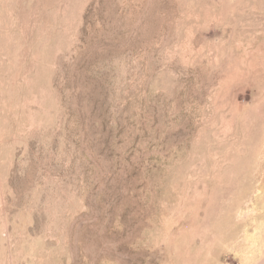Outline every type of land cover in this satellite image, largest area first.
I'll use <instances>...</instances> for the list:
<instances>
[{
	"label": "rangeland",
	"instance_id": "1",
	"mask_svg": "<svg viewBox=\"0 0 264 264\" xmlns=\"http://www.w3.org/2000/svg\"><path fill=\"white\" fill-rule=\"evenodd\" d=\"M64 216L95 264H264V0H0V264Z\"/></svg>",
	"mask_w": 264,
	"mask_h": 264
},
{
	"label": "crops",
	"instance_id": "2",
	"mask_svg": "<svg viewBox=\"0 0 264 264\" xmlns=\"http://www.w3.org/2000/svg\"><path fill=\"white\" fill-rule=\"evenodd\" d=\"M52 220L60 222L64 227L60 229V233H56L57 237L51 240L56 241L55 243L49 242L50 239H52L49 238V236L47 239L44 238L43 240L39 238V241H42L43 245L46 247L45 250H64L66 252L65 260L60 264H90L92 262L95 264V241L104 242L106 240L103 236L108 230L107 226L110 225V221L106 219V223L104 220V223H102V232L100 234L95 232L94 221L96 219L93 217L64 216L50 219V221ZM101 235L102 238H100ZM100 247H102V245ZM46 255H48V253H46ZM31 259L32 258H30V260Z\"/></svg>",
	"mask_w": 264,
	"mask_h": 264
}]
</instances>
